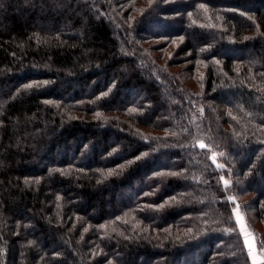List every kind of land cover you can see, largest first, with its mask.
<instances>
[{"label":"trees","instance_id":"16d2710c","mask_svg":"<svg viewBox=\"0 0 264 264\" xmlns=\"http://www.w3.org/2000/svg\"><path fill=\"white\" fill-rule=\"evenodd\" d=\"M262 176L264 0H0V264H264Z\"/></svg>","mask_w":264,"mask_h":264},{"label":"rangeland","instance_id":"374dc122","mask_svg":"<svg viewBox=\"0 0 264 264\" xmlns=\"http://www.w3.org/2000/svg\"><path fill=\"white\" fill-rule=\"evenodd\" d=\"M168 53V52H167ZM165 61V60H164ZM185 65H179V66H177L175 69H173L174 71H178V70H181L183 67H184ZM135 94H139V92L137 91V92H135ZM89 152V150H84L83 151V153H82V155H81V163H83V164H85V162H86V159H87V157H88V153ZM57 162V161H56ZM264 176H262V178H263ZM79 199H75L72 203L73 204H76V205H78L79 204ZM237 217H242V215L241 214H238V215H236ZM240 229H242V227H240ZM37 239H42L43 238V236L41 235V234H37L36 236H35ZM251 238H252V236H251ZM248 242H250V236H249V238H248V240H247ZM258 250V249H257ZM257 250H255V252H252V253H254V255H257ZM119 258H121V257H119ZM177 264H180V262L179 263H177Z\"/></svg>","mask_w":264,"mask_h":264},{"label":"snow or ice","instance_id":"6c2138e0","mask_svg":"<svg viewBox=\"0 0 264 264\" xmlns=\"http://www.w3.org/2000/svg\"><path fill=\"white\" fill-rule=\"evenodd\" d=\"M201 7H203V5H201ZM25 87H26V88H31V87H33V85H26ZM104 95H107V93H105ZM200 147L203 148L204 145L201 144ZM144 155H147V154H144ZM139 159H140V157H137V160H139ZM129 163H132V162L130 161ZM52 171L61 172V175H64V174H65L64 171H62V170H60V169H53ZM108 175H109V176L113 175V172L110 171V172L108 173ZM157 175H163V174H162V173H158ZM170 175H172V176H176L177 173H174V172H173V173H170ZM25 183H27V181H26ZM37 183H39V181H37ZM225 183H227V181H225ZM146 195H149V194H146ZM57 199H60V197L58 196ZM172 199L175 200V197H173ZM161 207H163V205H161ZM85 231H87V229H86ZM189 231H191V229H189ZM246 243H247V239H246ZM255 259H256V258L253 256V260H254V261H255Z\"/></svg>","mask_w":264,"mask_h":264},{"label":"built area","instance_id":"2783aa9c","mask_svg":"<svg viewBox=\"0 0 264 264\" xmlns=\"http://www.w3.org/2000/svg\"><path fill=\"white\" fill-rule=\"evenodd\" d=\"M252 241V238L250 236V242ZM251 252H255V249L254 248H251Z\"/></svg>","mask_w":264,"mask_h":264}]
</instances>
